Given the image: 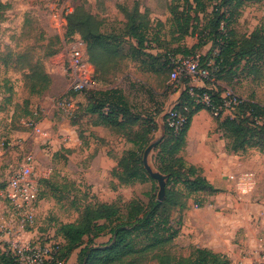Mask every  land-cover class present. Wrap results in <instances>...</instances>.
Instances as JSON below:
<instances>
[{"label": "rangeland", "instance_id": "374dc122", "mask_svg": "<svg viewBox=\"0 0 264 264\" xmlns=\"http://www.w3.org/2000/svg\"><path fill=\"white\" fill-rule=\"evenodd\" d=\"M0 3L4 5L0 13V191L24 157L33 155L37 161L34 173L39 182L40 199L32 234L27 236L35 244L62 241L57 233L60 224L76 221L89 205L114 201L124 208L129 198H138L148 204L152 182L114 191V180H110L106 173L109 169L103 161L94 164L93 150L104 146L117 162L124 151L133 148L129 141L132 135L129 137L128 133L138 131L143 121H151L149 126L153 122L161 123L167 129L166 114L177 106L184 84L172 81L171 70H161L159 62L146 63L152 59L144 56V49H133L136 41L127 34V17L121 7L132 11L138 5L141 12L148 10V36L153 40L159 35L161 41L157 45L163 48L162 52L178 45L192 47L198 42L196 36H187L181 43L171 41L177 36L171 35L172 0H0ZM182 3L179 12L184 10ZM75 6L92 14L101 22V32L112 35L121 44L123 53L115 68L96 75L95 82L98 90L118 87L124 92L130 108L127 118L137 120L129 130L120 126L95 129L97 116L85 110L88 95L76 96L80 109L71 114L56 106L57 99L63 95L61 90L56 88L52 92L53 87H50L38 94L32 88L28 76L35 70H42L52 78L60 79V84L65 82L67 90V56L71 46L83 40L79 32L71 34L66 30V15ZM260 25H264V1L248 3L232 27L242 37ZM211 44L206 43L198 52L203 57L210 53L216 56L219 50H211ZM148 51L158 52L156 46ZM243 66L245 62L233 66L231 71L220 73V76L218 70L208 85L214 83L217 90H232L243 102H257L264 106V64L261 72L255 75H247L242 71ZM227 68L230 70L229 66ZM194 81L199 80L195 78ZM49 100L52 106L47 112L46 102ZM237 108L220 117L238 116ZM202 110L206 112L195 120V136L202 133L223 140L231 156V167L227 172H252L257 183L251 194L242 196L227 176L228 182L217 187L216 197L211 198L210 194L202 192L190 195L186 215L184 209L173 207L169 211L171 226L185 232L174 240L170 252L176 257L189 256L194 248L213 241L215 248L220 250L217 253L229 256L232 264H259V260L264 259V151L252 143L233 152V138L219 126L218 117L205 107ZM35 112L41 115L42 126L50 133L49 137L33 132L27 125L26 121ZM119 120L130 122L121 114ZM156 185L159 198L160 188ZM177 187L186 193L184 185ZM6 212V202L0 195V222ZM36 227L38 238L33 236ZM107 240V235H99L93 242L103 244ZM154 254L148 252L143 262L157 264ZM76 257L77 251L71 258L77 261Z\"/></svg>", "mask_w": 264, "mask_h": 264}, {"label": "trees", "instance_id": "16d2710c", "mask_svg": "<svg viewBox=\"0 0 264 264\" xmlns=\"http://www.w3.org/2000/svg\"><path fill=\"white\" fill-rule=\"evenodd\" d=\"M262 1L264 0H172L171 35L177 36H173L171 41L181 43L187 36H196L198 42L192 47L178 45L164 52L157 45L161 41L159 35L155 40L148 36V10L141 12L138 5L132 11L124 7L121 9L127 17V34L136 41V45H132L133 49H144V56L152 59L146 63L159 62L161 70L170 71L171 56L191 55L209 42L212 43L211 50L218 48L219 51L216 56L210 53L203 59L215 61L219 76L242 62H245L242 71H246L247 75H255L261 72V65L264 64V25L257 26L242 37L232 26L241 17L248 3ZM181 2L184 10L179 12ZM3 8L4 5L0 3V13ZM66 21V30L71 34L79 32L86 44L89 61L95 70V81L96 75H103L115 68L123 53L121 44L112 35L101 32L100 21L92 14L85 13L81 6H75L66 15ZM159 25L162 26V22ZM155 46L158 50L156 54L148 51ZM151 67L158 72L154 66ZM28 77L32 81L33 90L38 94L52 85L51 75L42 70H35ZM182 83L184 91L175 107L187 117V124L180 132H175L166 125L165 135L155 147L157 169L168 176L164 199L157 198L156 182L148 174L143 162V152L158 128L153 121L149 126L151 121L145 120L138 131L128 133L129 137L132 135L129 141L133 148L123 152L112 175L118 179L120 186L131 185L136 181L152 182L153 190L148 193V204L145 205L138 198L131 199L124 208L114 201L97 203L87 206L76 221L60 224L57 233L63 240L60 257L65 260V264L77 250V261L74 264H146L143 260L148 252L155 253L157 264H232L229 256L207 247H196L189 256L176 257L170 252L174 240L179 237L180 228L171 226L169 211L173 207L185 210L190 195L194 193L215 194L219 191L203 175L201 168L189 163L182 155L192 118L204 107L197 104L195 97L188 92L189 79H183ZM204 91V87L194 88L195 95ZM220 92H214V97L218 98ZM85 95L89 99L85 110L97 116L95 126H120L129 130L137 124L136 119L127 118L130 108L120 88L98 90L95 87ZM79 109L78 106L77 111ZM237 110L238 116L218 117L219 126L233 138L231 149L236 152L247 144L255 143L264 151V106L257 102H243ZM120 114L125 121L128 119L130 122H120ZM179 184L185 186L186 193L177 187ZM113 187L117 188V185L114 184ZM99 235H107V242L94 243V238ZM0 264L19 263L0 249Z\"/></svg>", "mask_w": 264, "mask_h": 264}, {"label": "built area", "instance_id": "2783aa9c", "mask_svg": "<svg viewBox=\"0 0 264 264\" xmlns=\"http://www.w3.org/2000/svg\"><path fill=\"white\" fill-rule=\"evenodd\" d=\"M170 62L171 80L182 83L183 79L188 78V92L195 97L197 104L203 105L214 116H223L243 102L232 90L221 91L218 98H215L213 93L217 92V89L214 83L204 85L206 91L194 94V88L197 86L192 82L195 78L205 84L214 80L218 65L213 59H203L200 52H195L187 56H171ZM94 73L86 44L83 40L76 41L67 56L66 75L69 84L66 92L57 99V108L71 114L77 111L79 104L76 96L85 95L97 85ZM26 122L33 132L48 135L42 126L43 119L39 112H35ZM165 123L173 131L180 132L187 124V117L174 106L168 110ZM36 163L33 155L25 156L0 191L7 207L6 217L0 222V249L19 264H65V260L60 257L63 240L35 244L27 236L35 225L40 199L39 182L34 173ZM228 178L233 181L236 191L242 196L251 194L257 183L252 172L231 173ZM259 264H264V259H260Z\"/></svg>", "mask_w": 264, "mask_h": 264}, {"label": "crops", "instance_id": "0c3cea01", "mask_svg": "<svg viewBox=\"0 0 264 264\" xmlns=\"http://www.w3.org/2000/svg\"><path fill=\"white\" fill-rule=\"evenodd\" d=\"M61 78L64 81L66 80L64 74H62ZM60 81H61L60 79L52 78V85H51V87H53L52 92H55L54 90L56 88H57V91L61 90L62 94H64L66 92L65 82L60 84ZM192 83H193V85H195L197 87H203L205 85V83H203L201 81H198V82L193 81ZM51 106H52V103L50 102V100L47 101L46 102L47 112L51 111L50 110ZM205 112H206L205 110H201L193 116L190 128L187 132L186 144H185V147L182 151V155L185 157V159L189 163H191L192 165H195L196 167L201 168L203 175L217 188L219 185H224V184H226V182H228L227 176L231 172H227V169H229L231 167L230 166L231 156L229 155V153L225 149L224 141L220 140L218 137H216V135H212L211 137H209L207 134L201 133L197 137L195 136V120H197V119L199 120L201 117V114H203V113L205 114ZM95 127H97L95 129L99 130L101 128H104L105 126H95ZM165 131H166L165 127L161 123H159L158 124V130H157L158 134L149 143V145L146 147V149L143 152L144 166H145L148 174L151 176L152 179L155 180V182L158 184V186H159L158 179L154 178L152 175H160V176L164 177L165 182L167 181V176L165 174H163L162 172H160L157 169V166L155 164V154H156L155 147L164 137ZM49 134L50 133H48V135H47L48 137H49ZM97 135H99L100 138L104 137L103 134H97ZM100 138H99V140H100ZM77 139L81 142L80 136H78ZM94 148H96V147H94ZM93 154H94V157H93L94 164L97 163L98 161H103L106 164L107 168L109 169L106 172L107 176L110 177V180L111 179L114 180L112 182L113 185L114 184L117 185V188L113 187L114 191L118 192V190L122 187L124 188V187H130V186H134L137 184H141V182L136 181L131 185L120 186L118 179L112 175V170L117 166L118 161L116 162L115 159L110 155L109 150H106V148L104 146H100L98 150H96V149L93 150ZM210 195H211V198L215 196L214 194H210ZM129 200H131V198H129L128 201ZM189 208H190V204H188L187 208L184 210L185 211L184 215H186V212L188 211ZM235 226L237 227V224ZM181 231H180L179 236L183 235L185 232V230H182V228H181ZM38 234H39V231L36 227L34 230L33 236L35 238H38ZM195 243L198 244V242H195ZM201 247L211 248L215 252L220 251V250H217L215 248V244L213 241H208L207 243L202 244ZM77 253H78V250H77ZM73 254L71 257H73ZM71 257H70L71 260L69 259L70 261H68L69 264H73L76 262V260L74 261V259H72Z\"/></svg>", "mask_w": 264, "mask_h": 264}, {"label": "water", "instance_id": "95a60500", "mask_svg": "<svg viewBox=\"0 0 264 264\" xmlns=\"http://www.w3.org/2000/svg\"><path fill=\"white\" fill-rule=\"evenodd\" d=\"M154 178L158 179L159 181V200H163V198L165 197V187H166V182L164 177L160 176V175H152Z\"/></svg>", "mask_w": 264, "mask_h": 264}]
</instances>
